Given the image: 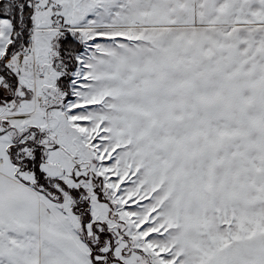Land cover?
Masks as SVG:
<instances>
[{
	"label": "snow or ice",
	"instance_id": "6c2138e0",
	"mask_svg": "<svg viewBox=\"0 0 264 264\" xmlns=\"http://www.w3.org/2000/svg\"><path fill=\"white\" fill-rule=\"evenodd\" d=\"M0 264H264V0H0Z\"/></svg>",
	"mask_w": 264,
	"mask_h": 264
}]
</instances>
